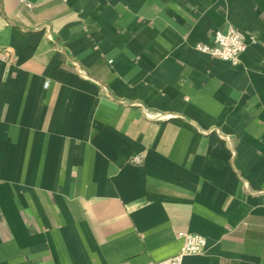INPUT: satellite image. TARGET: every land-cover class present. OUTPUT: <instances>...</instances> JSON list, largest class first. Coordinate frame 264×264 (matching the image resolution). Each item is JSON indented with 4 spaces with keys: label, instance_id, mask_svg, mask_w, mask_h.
<instances>
[{
    "label": "crops",
    "instance_id": "1",
    "mask_svg": "<svg viewBox=\"0 0 264 264\" xmlns=\"http://www.w3.org/2000/svg\"><path fill=\"white\" fill-rule=\"evenodd\" d=\"M0 47V264H264V0H0Z\"/></svg>",
    "mask_w": 264,
    "mask_h": 264
},
{
    "label": "built area",
    "instance_id": "2",
    "mask_svg": "<svg viewBox=\"0 0 264 264\" xmlns=\"http://www.w3.org/2000/svg\"><path fill=\"white\" fill-rule=\"evenodd\" d=\"M27 6H31L26 2ZM252 38V37H251ZM248 36L243 31L228 26L225 30H216L213 36L212 44L197 43L195 48L199 51L211 54L217 58L228 61L232 64H238L240 56L246 49ZM1 57L8 61L11 59V53L6 48L0 47ZM48 80L44 86H47ZM144 161V154L138 153L130 158V162L141 164ZM207 245V238L195 232H183L182 244L179 250L172 256L158 261H150L149 264H183V260L188 255H196L204 252Z\"/></svg>",
    "mask_w": 264,
    "mask_h": 264
}]
</instances>
